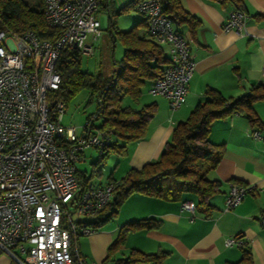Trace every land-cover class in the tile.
<instances>
[{
	"label": "built area",
	"instance_id": "2783aa9c",
	"mask_svg": "<svg viewBox=\"0 0 264 264\" xmlns=\"http://www.w3.org/2000/svg\"><path fill=\"white\" fill-rule=\"evenodd\" d=\"M102 1L43 0L46 25L56 30L52 42L31 31L18 35L0 30V253L17 264H96L80 255L77 238L94 232L82 219L105 210L115 185L81 187L77 164L87 149L102 151L107 135L94 125L96 114L80 131L63 126L64 103L49 105L46 96L60 84L56 63L62 50L94 54L101 37ZM136 11L146 20L149 38L168 50V64L148 93L165 98L175 111L186 100L195 68L189 42L163 13L159 0H139ZM246 20L247 15L234 8L222 29L241 32ZM251 135L262 139L258 130ZM246 191L230 185L223 211L239 206ZM180 210L191 219L196 216L192 201L180 202ZM224 244L243 247L244 241L227 238Z\"/></svg>",
	"mask_w": 264,
	"mask_h": 264
},
{
	"label": "crops",
	"instance_id": "0c3cea01",
	"mask_svg": "<svg viewBox=\"0 0 264 264\" xmlns=\"http://www.w3.org/2000/svg\"><path fill=\"white\" fill-rule=\"evenodd\" d=\"M180 3L199 20L191 29L174 22L175 29L187 38L195 62L186 100L172 111L165 98L148 93L151 82L144 86L147 94L144 87L141 89L137 102L127 96L122 99V105L134 109L149 106L151 117L143 139L127 145L126 155L119 156L122 161L114 165L107 183L120 180L131 168L139 169L158 160L176 124L184 121L204 100L206 89H216L226 98H237L247 94L253 85H264V0H239L247 15L241 32L222 29L229 12L235 8L229 1L180 0ZM143 28L145 34L146 26ZM160 46L168 57L167 47ZM253 111L264 125V100L256 101ZM254 130L260 131L262 139L252 137ZM209 141L223 145L224 149L209 175L220 183L219 191L208 199L212 206L209 216L197 209L195 218L191 219L188 212L180 210V202L134 193L112 220L89 235L78 236L80 255L96 264H117V260L127 258L132 251L158 253V264H232L241 259L243 248H249L253 264H264V129L251 127L244 115L234 114L212 123ZM121 168L120 178H113V173ZM81 173L88 177L84 171ZM87 184L92 185L90 178ZM232 184L247 191L239 206L224 212L225 197ZM182 200L192 198L184 195ZM141 219H155L159 226L127 230L124 242L108 255L109 246L125 224ZM227 238H241L244 246L227 247L224 244ZM0 264L17 263L8 254L0 253Z\"/></svg>",
	"mask_w": 264,
	"mask_h": 264
},
{
	"label": "trees",
	"instance_id": "16d2710c",
	"mask_svg": "<svg viewBox=\"0 0 264 264\" xmlns=\"http://www.w3.org/2000/svg\"><path fill=\"white\" fill-rule=\"evenodd\" d=\"M231 2L235 8L242 10L239 0H219ZM139 0H132L120 9L124 12L130 8L136 10ZM162 11L179 25L194 28L199 24L196 16L186 11L180 0H159ZM109 10V28L115 25L108 0H103L100 9ZM243 11V10H242ZM146 20L142 18L131 29L120 32V40L124 51L120 59L115 61L117 70L110 76L101 73L90 75L80 70L81 55L74 49H64L60 52L56 69L60 75V84L56 90L47 92V103L62 101L67 106L68 100L81 89L91 92V102L95 110L87 116L96 114L94 125L107 135L108 144L98 151L96 163H93V173L100 175L98 166L103 164L109 155L125 156L127 145L143 139L148 119L151 117L149 106L134 109L122 105V99L129 97L137 102L141 89L147 82L153 83L161 77L163 69L168 64V57L163 48L149 38L147 32L142 33ZM0 30L22 35L33 32L40 40L52 42L56 30L46 25L43 13V0L30 5L26 0H0ZM264 100V85H253L249 92L237 98H226L218 90L208 88L204 92V100L198 103L189 116L174 127L171 138L158 160L149 162L139 169L131 168L115 185L113 197L105 210L91 220L83 221L85 226L94 231L101 228L117 214L120 206L132 194L160 198L168 202L192 201L196 210L209 216L212 207L208 199L219 191L220 183L209 178L223 156V145H215L209 141L211 125L214 121L232 116L244 115L251 127L259 130L264 125L253 111L256 101ZM86 118V119H87ZM79 174V175H78ZM79 184L87 185L84 173H78ZM79 178L83 179L80 182ZM184 195L192 200H182ZM159 226L155 219L130 221L119 232L117 238L108 248H118L125 239L127 230L153 229ZM160 254H143L138 251L125 259L117 260V264L159 263ZM232 264H253L249 248H243L239 261Z\"/></svg>",
	"mask_w": 264,
	"mask_h": 264
},
{
	"label": "rangeland",
	"instance_id": "374dc122",
	"mask_svg": "<svg viewBox=\"0 0 264 264\" xmlns=\"http://www.w3.org/2000/svg\"><path fill=\"white\" fill-rule=\"evenodd\" d=\"M30 5H34L39 0H26ZM132 0H108L109 6L112 9L111 13H116L114 16L115 25L109 28V10L106 8L100 9L98 18L101 24V37L97 41L94 49V54L91 56H82L80 59V70L90 75L101 73L104 76H110L113 71L117 70L115 61L121 58L124 48L118 39L117 32H125L131 29L139 22L143 16L135 9L130 8L124 12H118ZM144 94H147V88H143ZM148 97V96H147ZM127 101V100H126ZM126 101L124 102L126 104ZM124 105V104H123ZM125 106V105H124ZM95 110V103L91 102V92L88 89H81L74 94L67 102V106L62 116V125L66 127H76L78 131L84 126L85 120L91 112ZM85 161L77 164V169L80 172H85L88 177L91 176L93 166L98 158L96 149L88 150L85 153ZM121 158L115 154H111L98 166L101 174L93 173L90 177L92 185L105 184L108 181V176L116 163L121 162ZM123 166V165H122ZM120 170L113 173V178L119 179L123 174ZM79 175V174H78ZM83 182L82 178H79ZM90 217H84L82 220H90Z\"/></svg>",
	"mask_w": 264,
	"mask_h": 264
}]
</instances>
